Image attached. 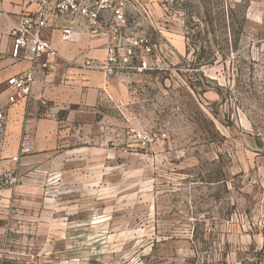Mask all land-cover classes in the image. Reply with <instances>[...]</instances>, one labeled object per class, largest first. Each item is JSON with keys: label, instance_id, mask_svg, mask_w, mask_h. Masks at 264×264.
<instances>
[{"label": "rangeland", "instance_id": "1", "mask_svg": "<svg viewBox=\"0 0 264 264\" xmlns=\"http://www.w3.org/2000/svg\"><path fill=\"white\" fill-rule=\"evenodd\" d=\"M131 1L149 69L86 59L48 154L0 88V264H264V0Z\"/></svg>", "mask_w": 264, "mask_h": 264}, {"label": "built area", "instance_id": "2", "mask_svg": "<svg viewBox=\"0 0 264 264\" xmlns=\"http://www.w3.org/2000/svg\"><path fill=\"white\" fill-rule=\"evenodd\" d=\"M34 3L32 15L19 19L11 32L10 57L14 61L28 60L40 68L57 63L58 53L52 45L53 31L60 40L71 42L75 35L72 23L77 22L92 38H106L105 55L101 61L88 60V69L105 77L142 72L149 69L154 45L146 37L130 29L131 0H21ZM134 23V20H132ZM35 68L25 69L8 77V103L27 101L34 83Z\"/></svg>", "mask_w": 264, "mask_h": 264}, {"label": "crops", "instance_id": "3", "mask_svg": "<svg viewBox=\"0 0 264 264\" xmlns=\"http://www.w3.org/2000/svg\"><path fill=\"white\" fill-rule=\"evenodd\" d=\"M34 3L21 0H0V88L8 96L5 82L8 77L34 67V83L27 101L11 104L8 121H16L21 133L22 153L48 154L58 137L57 120L47 112L63 109L76 102L89 103L91 86H101L102 77L83 66L86 59L101 61L105 55L106 38H92L79 23H72L75 35L71 42L60 40L53 31L51 41L58 53L56 65L40 68L31 61H14L10 57L11 32L20 18L32 15Z\"/></svg>", "mask_w": 264, "mask_h": 264}, {"label": "trees", "instance_id": "4", "mask_svg": "<svg viewBox=\"0 0 264 264\" xmlns=\"http://www.w3.org/2000/svg\"><path fill=\"white\" fill-rule=\"evenodd\" d=\"M204 64H201V63H199V66L201 67V66H203Z\"/></svg>", "mask_w": 264, "mask_h": 264}]
</instances>
